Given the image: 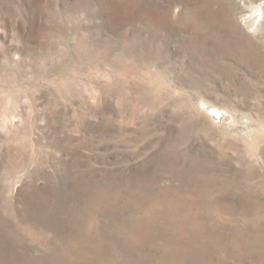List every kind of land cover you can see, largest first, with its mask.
Masks as SVG:
<instances>
[{
	"label": "rangeland",
	"instance_id": "obj_1",
	"mask_svg": "<svg viewBox=\"0 0 264 264\" xmlns=\"http://www.w3.org/2000/svg\"><path fill=\"white\" fill-rule=\"evenodd\" d=\"M263 8L0 0V264H264Z\"/></svg>",
	"mask_w": 264,
	"mask_h": 264
},
{
	"label": "bare ground",
	"instance_id": "obj_2",
	"mask_svg": "<svg viewBox=\"0 0 264 264\" xmlns=\"http://www.w3.org/2000/svg\"><path fill=\"white\" fill-rule=\"evenodd\" d=\"M264 9V8H263ZM262 14V5H258L257 8H256V11H255V15L252 16V17H245L243 19V22L250 28H254L257 24H258V21L260 20L259 16ZM264 20V19H263ZM263 24V23H262ZM259 27V26H257ZM206 107H210L209 104H206L205 105ZM216 108V107H214ZM220 110V109H219ZM221 112V110H220ZM221 115H222V112H221Z\"/></svg>",
	"mask_w": 264,
	"mask_h": 264
},
{
	"label": "water",
	"instance_id": "obj_3",
	"mask_svg": "<svg viewBox=\"0 0 264 264\" xmlns=\"http://www.w3.org/2000/svg\"><path fill=\"white\" fill-rule=\"evenodd\" d=\"M209 113L215 118H220L221 117V112H220V110L218 108H214V107L210 108L209 109Z\"/></svg>",
	"mask_w": 264,
	"mask_h": 264
}]
</instances>
